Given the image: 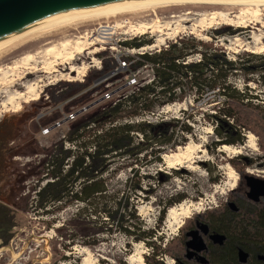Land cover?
I'll list each match as a JSON object with an SVG mask.
<instances>
[{
    "label": "rangeland",
    "instance_id": "374dc122",
    "mask_svg": "<svg viewBox=\"0 0 264 264\" xmlns=\"http://www.w3.org/2000/svg\"><path fill=\"white\" fill-rule=\"evenodd\" d=\"M255 10L254 6L233 3L175 1L84 22L68 30L39 38L20 49L16 42L9 44L0 50V136L10 135V139H15L19 154L34 152L37 155L24 158L19 156L20 160L17 162L20 164H26L30 158L33 163H40L38 167H41L53 154L61 150L67 151L63 138L67 126L55 128L45 136L42 133L43 122H38V116L53 111L45 100L51 91L49 87H52L47 85L56 83L61 74L69 72V68L81 66L82 62L86 65L91 62L93 56L90 52L93 48L85 51L90 41L86 33L90 34L100 24L129 21L130 25L120 30L128 32L127 36H120L122 39L141 38L151 41L150 46L156 47L164 42L168 44L182 38H196L205 43H214L226 51L229 60L240 58L244 61L249 54L264 55V7L258 17L253 15ZM241 13L247 16L240 17ZM212 14L216 15V19H212ZM223 14L227 16L224 17ZM148 26L151 28H144ZM225 29L229 31L228 34H216L217 31ZM131 31H135L134 34L138 36L133 37ZM64 41H70V47L64 51L60 48L58 55L46 56L45 50L48 47H58ZM29 53L35 54L36 57L27 65L22 60ZM101 54L105 59L112 57L107 51ZM198 59V56L190 58L191 61ZM93 70L97 69H91ZM119 77L121 79L110 85L115 99L123 92L119 88L127 80L125 73H120ZM136 79L138 83L145 85L153 79V72L149 68L143 69ZM247 79L250 80L248 85L244 82ZM257 79L256 75L245 76L243 72H238L232 78V83L240 91L248 86L249 94L256 96L260 102H255L264 108V86L255 83ZM33 84L35 95L26 94L25 98L11 102L18 93H24ZM131 91L132 88H127V92ZM100 93L91 95L88 98L90 101H84V106L92 100L98 101ZM214 113V104L196 103L194 93L188 92L184 102L164 107L155 115L145 116L142 119L150 123L182 120L179 126L185 123L191 128V134L184 136L185 146H179L175 150L166 149L161 155V163L154 162V156L148 157L137 166L129 158L113 159L109 174L104 175L108 179L106 186L110 193L127 190L128 179L132 178L134 173L137 175L134 183L139 182L143 192H140L138 202H133L132 196L130 208L137 209L139 221L146 231L156 233L158 239L154 238L152 242L156 245L162 242L163 249L168 244L171 254L177 253L176 239L191 219L207 210L220 208L230 200L232 192L238 188L241 192L248 193L246 183L241 178L243 174L264 180V151L261 150L264 133L260 131L258 136L246 132L243 145L229 146L232 151L224 152L221 149L226 145L215 146L219 139L214 134L213 124L207 120V117ZM142 119L132 120L136 122ZM128 121L131 120H126ZM177 135V140L180 141L178 143H181L183 134L177 130ZM77 147L70 145L69 150H77ZM237 157L251 160L248 164L241 163L243 161L240 160V175L232 168L230 162ZM66 167L67 163L65 170ZM242 167L246 168L244 172ZM46 174L48 171L41 174L40 179L36 178L40 183L36 192L52 181ZM80 186V183H77L75 190H79ZM27 193L28 190L22 192L29 200L28 204L19 206L18 212L14 211L15 227L12 228L10 241L3 244L0 240V264H147L145 257L152 255L150 246L143 242L136 243L119 233L100 236L98 244L94 246H84V238L80 235L72 242L70 236L77 234L84 227L77 217L84 204L65 200L49 204L43 211L36 202V193ZM180 197H183V201L174 203ZM170 203H173L172 206H169ZM172 209L182 214L177 216V220H171ZM163 213L164 220L158 227ZM157 259L163 264H175L167 255Z\"/></svg>",
    "mask_w": 264,
    "mask_h": 264
},
{
    "label": "trees",
    "instance_id": "16d2710c",
    "mask_svg": "<svg viewBox=\"0 0 264 264\" xmlns=\"http://www.w3.org/2000/svg\"><path fill=\"white\" fill-rule=\"evenodd\" d=\"M228 32L225 29L216 34ZM151 44L149 40L135 38L124 43V46L140 49ZM98 56L103 59L102 69L89 71L83 83H59L49 87L51 91L47 96L51 108L63 105L66 114L88 109L67 125L66 139L78 146L77 150H61L55 155L51 154V159L41 167H38L40 163L29 166L32 177L40 179L41 174L48 171L46 175L52 180L40 187L39 191H34L39 209L44 211L47 205L65 200L84 204L77 214L84 227L70 236L72 242L80 235L84 238V246H94L98 244L100 236L123 234L136 243L143 242L152 248V255L145 257L147 264H163L157 259L163 255L170 256L176 264H194L193 258L196 264H264V203L250 202L248 193L241 192L240 188L233 191L230 200L220 208L207 210L191 219L176 239L177 253L171 254L168 244L163 249L162 242L159 245L152 242V239H158L156 233L146 231L139 221L137 209L130 208L132 196V201L138 202L140 192H143L139 182L134 183L137 175L134 173L128 179L127 190L115 193L108 190V179L104 176L109 174L113 159L129 158L137 166L154 156V162L161 163V155L166 149L175 150L185 146L184 136L191 134V128L185 123L179 126L182 120L150 123L132 119L155 115L164 107L182 103L188 92L194 93L196 103L214 104L215 113L209 115L207 120L213 124L214 134L219 139L216 147L243 145L246 132L258 136L260 131L264 133V108L258 103L260 100L249 94L248 86L240 91L232 83V78L238 72H243L245 76H258L254 82L264 86V55L249 54L244 61L240 58L232 61L228 59L226 51L214 43H205L196 38L175 40L159 53L145 54L138 59L125 58L132 62L130 72L149 68L153 72V80L149 84L128 87L127 79L119 88L123 92L116 99L110 85L121 79L120 74L94 87L97 81L118 67L113 59H105L103 54ZM195 56L199 57L197 61H189ZM249 81L244 80L246 85ZM127 88L133 91L129 93ZM97 92H101L100 99L84 106V101ZM110 93L113 96L105 100V95ZM61 119L62 115L57 111L41 119L40 123L43 122V128H47ZM177 130L183 134L181 143L177 140L180 135H177ZM3 145L1 139L0 159ZM261 150L264 151V144H261ZM240 160L246 164L251 162L244 157L230 161L239 175ZM67 161L69 169L65 170ZM242 170L244 172L246 168L242 167ZM241 178L247 184L246 174ZM77 183L81 185L79 190H75ZM25 200L23 206L29 201L26 197ZM182 201L183 197H180L174 203ZM5 212L8 214L4 216ZM10 212V208L0 206V240L3 244L10 241L12 228L15 227V218ZM164 217L165 213L160 217L158 227ZM193 234H197L204 243V248L199 252L189 248ZM212 237L222 238V244H215ZM213 243L217 247H213Z\"/></svg>",
    "mask_w": 264,
    "mask_h": 264
},
{
    "label": "water",
    "instance_id": "95a60500",
    "mask_svg": "<svg viewBox=\"0 0 264 264\" xmlns=\"http://www.w3.org/2000/svg\"><path fill=\"white\" fill-rule=\"evenodd\" d=\"M170 1L181 0H0V47L15 40L20 49L84 22ZM246 181L248 199L254 203L264 199V180L250 176ZM212 239L217 244L223 242L220 237ZM202 243L193 234L189 248L199 252Z\"/></svg>",
    "mask_w": 264,
    "mask_h": 264
},
{
    "label": "built area",
    "instance_id": "2783aa9c",
    "mask_svg": "<svg viewBox=\"0 0 264 264\" xmlns=\"http://www.w3.org/2000/svg\"><path fill=\"white\" fill-rule=\"evenodd\" d=\"M131 22L124 21L121 23H106V24H100L98 25L93 31L89 33H86V36L89 35V43L88 47H86L85 51L93 48V51L90 53L92 54L93 58L91 59V62L89 64H85L84 62L81 63V66H76L75 71L72 70V67L69 68V72L66 74H61L60 79L56 80V83L52 82L47 85L55 86L58 84V82L64 81L67 83H74L79 82L83 83L85 81V78L87 77V74L91 69H97L101 70L103 65V59L100 58L98 55L101 54V52H109L111 54V59H113L117 64L118 67L115 71L110 73L109 75L103 77L99 81H97L94 85V87L103 84L107 82L108 80L112 79L113 77L119 75L120 73L128 74L127 79H129L128 87L137 86L140 83H138L136 77L140 72L143 70H138L136 72H130V66L132 62H128L125 58H135L138 59L139 56H143L145 54H155L159 53L162 49H166L168 47V44L164 42L162 45L156 47V45L152 46H146L140 49H131L126 46H124V43H127L129 41H132V38H124L122 39L120 36H127L128 32H120L121 29L125 28L126 26H129ZM132 27V26H130ZM135 31H131V35L133 37H137V34H134ZM132 37V36H131ZM189 61H191L189 59ZM146 69V67L144 68ZM153 79H151L150 82L146 83L149 84L152 82ZM113 94H106L104 99L109 100ZM46 101L49 102V97L46 96ZM88 108H82L77 111H73L71 113L66 114L63 109V105L54 108L52 112L45 113L38 116V122L45 118L46 116H50L53 114V112H60L62 115V119L60 121H57L52 125V127H47L42 129L43 135L47 136L49 135L53 129L55 128H61L64 126H67L69 123L74 122L80 115H82L85 111H87ZM153 115V114H152ZM148 116V115H147ZM146 116V117H147ZM145 118V117H142ZM138 118V119H142ZM146 121L145 119H142L141 121L137 120V122H143ZM68 128V127H67ZM68 130V129H67ZM65 140V144L67 145L66 150H69L71 143H69L66 140V135L63 137ZM66 169H69V161H67V167Z\"/></svg>",
    "mask_w": 264,
    "mask_h": 264
},
{
    "label": "flooded vegetation",
    "instance_id": "af4514ba",
    "mask_svg": "<svg viewBox=\"0 0 264 264\" xmlns=\"http://www.w3.org/2000/svg\"><path fill=\"white\" fill-rule=\"evenodd\" d=\"M1 133L3 134V132ZM9 137L10 135L7 137L6 135H2L0 137V140L2 139L3 141H5L2 148L3 153L0 159V162L2 161V165L0 167V206L10 208L11 215L16 218V214L14 213V211L18 212L19 206H23L26 201V195H23L22 192L28 190L27 194H31L40 184L39 180H36V177L31 176V172L29 169L30 165H38L39 163H33L30 158L27 159L26 164L18 163L17 161L20 160L19 156H22L24 158L25 156L29 155H34L37 157V155L34 152L30 154L28 153L26 155L19 154L20 150L18 149V147H15L16 140L13 138L10 139ZM259 203H264V199H261L258 203L255 204ZM7 214L8 212H5L4 216ZM204 240L206 242V239ZM215 244L213 243V247H217V245ZM200 247L204 248V243H202ZM196 252H198V250ZM193 259L194 264H196L195 258ZM174 262L176 264L175 260Z\"/></svg>",
    "mask_w": 264,
    "mask_h": 264
},
{
    "label": "bare ground",
    "instance_id": "6f19581e",
    "mask_svg": "<svg viewBox=\"0 0 264 264\" xmlns=\"http://www.w3.org/2000/svg\"><path fill=\"white\" fill-rule=\"evenodd\" d=\"M181 1H184V2H188V3H190V2H200V3H221V2H223V3H233V4H240V5H250V6H254L255 8H256V10L254 11V13H253V15L254 16H259V13L262 11L261 10V8L262 7H264V0H181ZM170 2H175V1H170ZM178 2V1H177ZM163 3H168V2H161V3H157V4H149V5H146V6H143V7H141V8H146L147 6L149 7V6H152V5H160V4H163ZM141 8H137L138 10L139 9H141ZM136 10V9H135ZM131 11V10H130ZM223 16L224 17H226L227 16V14H226V16L223 14ZM247 15L245 14V13H241L240 14V17H246ZM212 19H216V15L215 14H212ZM144 28H147V29H150L151 27H144ZM81 38H84V39H88V38H86V37H81ZM83 39V40H84ZM16 41L15 40H12V41H10V42H8V43H6V44H4L3 46H1L0 47V50L1 49H3L5 46H7V45H9V44H13V43H15ZM81 44V43H80ZM80 44H79V46H80ZM15 45V44H14ZM17 45V44H16ZM70 41H64V42H62L58 47L57 46H50V47H48L46 50H45V54H46V56H54V55H58L59 54V52H60V48H61V50H65V49H67L68 47H70ZM81 49V48H80ZM84 49V48H83ZM2 52V51H1ZM39 55V54H38ZM61 56V55H60ZM35 57H36V55L35 54H31V53H29V54H27L24 58H23V63H27V65L28 64H30V63H32L33 61H34V59H35ZM53 58V57H52ZM54 59V58H53ZM51 66V65H50ZM50 68V67H49ZM54 68V67H53ZM72 70L73 71H75V68L74 67H72ZM31 86V85H30ZM37 88V87H36ZM37 92V91H36ZM26 94H33V95H35L36 93H35V86H34V84L28 89L27 88V91H25L24 93H18L16 96V98H13L12 100H11V102L13 103V100L15 99V100H17V99H23V98H25V95ZM10 105V104H9ZM250 137L251 138H253V136H251L250 135ZM252 144H253V142H252ZM254 145V144H253ZM222 151H224V152H231L232 151V149H231V147H229V146H224V147H222V149H221ZM236 153H239V151H236ZM181 216L182 214H178L177 213V211L176 210H173L172 209V211L170 212V217H171V220H177V216ZM183 215H185V214H183ZM186 215H187V213H186ZM185 215V216H186ZM174 222V221H173Z\"/></svg>",
    "mask_w": 264,
    "mask_h": 264
}]
</instances>
